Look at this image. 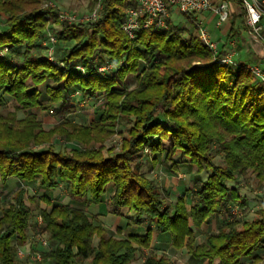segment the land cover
I'll return each instance as SVG.
<instances>
[{"label":"trees","instance_id":"trees-1","mask_svg":"<svg viewBox=\"0 0 264 264\" xmlns=\"http://www.w3.org/2000/svg\"><path fill=\"white\" fill-rule=\"evenodd\" d=\"M44 1L0 0L6 25L0 29V104L3 94L16 103L0 112V183L19 181L12 201L0 206V264H20L14 240L27 242L35 212L40 232L55 244L35 264H74L78 258L132 264L140 251L151 249L155 231L170 233L174 248L208 264L264 261V207L251 220L233 215L201 242L194 230L247 202L235 184L240 177L251 172L264 189V81L248 65L221 62L225 52L215 54L195 33V20L193 29L153 25L131 38L123 24L135 0H102L100 16L88 22L62 20L60 8ZM54 25L61 28L52 42ZM46 40L55 59L36 53L51 46ZM106 63L114 69L101 72ZM129 74H136L132 89ZM76 94L85 100L103 95L97 119L46 127L38 118L36 109L64 118ZM117 135L119 142L109 145ZM167 138L171 144L165 147ZM57 139L65 142L63 149H56ZM178 153L196 172L192 185L173 200L144 167L148 162L154 169L165 156L175 174ZM220 154L222 163L216 161ZM35 182L46 190L66 184L72 198L90 205L103 203L110 187L109 212L124 222L116 227L119 236L94 223L83 206L30 195L26 186ZM132 223L145 232L124 235ZM140 264L173 262L150 251Z\"/></svg>","mask_w":264,"mask_h":264},{"label":"rangeland","instance_id":"rangeland-1","mask_svg":"<svg viewBox=\"0 0 264 264\" xmlns=\"http://www.w3.org/2000/svg\"><path fill=\"white\" fill-rule=\"evenodd\" d=\"M44 4L57 5L62 13H66L68 15H77L78 18H80L90 13V11L94 8L96 4V1L93 4L92 0H45ZM201 17L202 14H198V13L193 15V17H191L180 12H175L171 16L164 19V25L162 27H169L170 29H173L175 27H183V26L192 28L191 22H193L192 20H195L194 22L197 23L199 26L198 29L195 30V33L200 35V30L201 28H203L201 26L205 25L206 23L205 21L206 17L203 18ZM168 18L170 20V24H168ZM202 21L204 22V24ZM214 25L215 24L213 21L211 27L209 26L207 28L208 29L207 35L209 39L217 45V49L219 50L222 47V42L226 41V39L229 38L231 40L230 46L227 47L229 48V51L225 50L224 52L226 56H229L232 59L233 62L238 63L237 52L241 50V48L237 46L238 45L237 40L241 41L245 39L243 33L247 30V25L244 22H242V20L240 19L238 26L233 31L234 32L233 34L232 33L221 34L220 31L221 29H223V26H220L217 29V27ZM5 27H6L5 17L3 15H0V29H4ZM60 28L61 25H54L53 29L51 30L52 33L50 34V36L54 35L55 32ZM212 30L216 31V34L211 32ZM217 30L220 31L217 32ZM251 39H253L254 41L256 39H258L257 41H262L260 36H255L253 32H251ZM234 42L235 45H232V43ZM45 43L51 46H47L46 49H43L41 51H36V53L48 55L51 59H55L56 56L55 48H53L52 42L46 40L44 41V44ZM262 46L264 47V45ZM136 83H137L136 74H129L126 79L127 87L129 89H132L133 87L136 86ZM2 97H3V101L0 104V112L6 114L9 111L14 110L16 105L14 99L6 94L5 95L3 94ZM75 99L76 101L71 107L70 112L64 118L58 116L55 111L52 112L41 109H36L35 111L38 115V118L43 122V124L46 127L52 126L53 124L62 121L64 119L67 120L69 119L82 124H88L91 120L97 119L100 110L102 108V104L104 102L103 95H101L97 99L85 100V99H81L79 94H76ZM17 114L18 117L24 116L23 111H18ZM121 129L123 130L124 128L121 127ZM120 139L121 138L119 135L115 136V138L109 142V145L117 144ZM163 144L165 147L170 146L171 139L170 138L165 139L163 141ZM55 145H56V149L58 150L63 149L65 147V142H63L60 139H57ZM164 159L165 156H161L160 163L154 169H152L150 164L147 162L144 169L147 171L148 176L154 179L159 185H161L163 189L168 190L170 192V198L175 200L178 195L185 193L186 190L192 185V180L196 172V167L188 163L180 162L183 158L178 153L173 157L174 161H177V163H179L178 171L177 173L172 174L170 170L167 168ZM216 161L218 163L223 162V157L221 154L216 157ZM170 164L171 161L169 162V165ZM202 176L206 178L208 176V173L203 172ZM235 184L241 187V193H243V195L247 197V202L244 205L234 204L230 208L225 209L220 214L214 216V218L211 219L208 222V224H205L201 227H194L195 235L198 242L203 241L206 234L217 232L219 227L223 225L226 221L231 219L233 215H235L238 219L241 220H251L256 216V211L259 208L264 207V189L259 186L258 180L256 179L253 173L249 172L246 176L240 177L237 183ZM18 186H19V182L17 180H12L11 182L9 181L6 186L1 185L0 183V206H6L12 201V193ZM26 187L30 195L47 194L51 197L52 201L55 203H71L75 206H83L88 211L89 215L91 217H94V223L103 225L104 227L108 228L112 234L119 236L116 233V227L118 226L117 225L118 217H115L116 215H113L114 218L109 217V219H104L103 222L99 221V219L97 218L99 212H103V214L109 212L110 196L112 190L110 187L108 188L105 196V201L107 198L108 204L105 203L100 208L97 207L98 205L86 204L84 200H77L72 198L68 193V186L66 184H61L60 187L54 190L41 189L37 182L27 184ZM41 206L47 207V205L44 202H42ZM123 211L125 212L126 209H124ZM35 214L36 216L32 220V225L27 230V236H28L27 242L24 244H20L14 240V242L17 245V259L20 264H35L37 260L41 259L42 251H47L49 249L55 248V244L49 240V235L47 233L40 232L42 227V221L41 218L37 216V212H35ZM130 215L132 216V218L135 219V216L133 214ZM128 232H137L143 234L145 232V229L142 226L140 227L132 223L130 226H128L125 229L124 235H127ZM154 234L156 238L159 235H166L170 237V233L168 232L160 233L155 231ZM161 241L163 242L162 245L165 250L164 252L159 254L166 255L171 259V261L172 259H175V262H173V264H206L207 262L203 260L202 262L190 263L189 257L187 256L186 253H182L178 257L176 256V258L175 255H173L172 257V251L174 248L171 247L169 239H165ZM97 242L98 239L95 238V243L97 244ZM150 251L156 252V248L151 247V249H145L143 251H140L138 253L137 260L134 261L132 264H140ZM259 253L262 256H264L263 250L260 251ZM245 262L246 264H251V261L249 259H245ZM88 263H89L88 260H84L80 258L75 259L74 261V264H88ZM263 263L264 261L258 264H263Z\"/></svg>","mask_w":264,"mask_h":264},{"label":"built area","instance_id":"built-area-1","mask_svg":"<svg viewBox=\"0 0 264 264\" xmlns=\"http://www.w3.org/2000/svg\"><path fill=\"white\" fill-rule=\"evenodd\" d=\"M217 1V3H216ZM242 6L246 11V22L255 36H260L263 28L262 20L264 17V0H241ZM127 16L125 18L123 29L129 37L133 38L135 33L141 27L150 26L162 27L164 19L175 12H180L193 17L197 13L206 10H212L218 15L217 25L227 21L230 18L231 11L227 0H135V5L128 6ZM102 0H96L94 8L86 16L78 18L77 15H68L61 12V19L69 22H88L96 20L101 13ZM54 42L55 36H49ZM202 40L215 52L218 53L217 45L211 41L204 28L200 30ZM217 60V58H214ZM223 63H234L229 56L219 59ZM111 63H106L99 67L101 72L113 68ZM257 77L264 81V71L258 67H251ZM53 112V111H52Z\"/></svg>","mask_w":264,"mask_h":264},{"label":"crops","instance_id":"crops-1","mask_svg":"<svg viewBox=\"0 0 264 264\" xmlns=\"http://www.w3.org/2000/svg\"><path fill=\"white\" fill-rule=\"evenodd\" d=\"M228 3H229V6H230V11H231V15H230V18L228 19V21L226 22H223L221 23L220 25H217V20H218V15L216 13H214V11L212 10H206V11H203L201 13H198V14H202V17H206L205 18V25L201 26L203 27L207 32H208V27L212 25V22L214 21V26L217 27H220V26H223V29L220 30H217L220 31L221 34H228V33H234L233 31L235 30V28L238 26V23L240 21V19L242 20V22H244L246 25H247V22H246V11H245V8L242 6V2L241 0H227ZM217 3V1H216ZM201 22V21H199ZM203 22V21H202ZM202 24V23H201ZM204 24V22H203ZM262 25H263V28L260 32V38L262 39V41H257L258 39H256L255 41L253 39H251V32L250 31V27L247 25V30L243 33V35L245 36V39L241 40V41H238L237 40V46L239 48H241V50H239L237 52L238 54V63H241V64H245V65H248L249 67H255V66H258L260 67L263 71H264V47L262 45H264V17H263V20H262ZM211 32L215 33L216 34V31L212 30ZM214 34V35H215ZM213 35V36H214ZM231 40L228 38L226 39V41L222 42V47L221 49L219 50H223V51H229V47L231 42ZM263 42V43H262ZM232 45H235V42L232 43ZM12 180H17V178L15 177H11L9 179V181L11 182ZM8 181V182H9ZM19 182V181H18ZM112 192V190H111ZM108 204L107 203V198H106V201H104L103 203L100 204V206L98 205L97 207L100 208L103 204ZM109 207V206H108ZM114 214H111L110 212H107L105 214H103V212H99V215L97 216V218L99 219V221L103 222L104 219H109V217H113ZM115 217H118V223L117 225H120L123 222V219L119 216H115ZM114 218V217H113ZM145 230H146V227L142 226ZM165 239H169V242L171 244V247L174 248L172 246V243H171V236H166V235H159L157 238L154 234L153 236V241H152V245L151 247H155L156 248V252L157 253H162L164 252V248H163V242L161 240H165ZM182 253H186L187 256L189 257V262H202L203 260H200L199 259H193L190 257V255L184 250V249H176L174 248L173 251H172V257L173 255H175V258L176 256H180ZM207 261V260H205ZM204 261V262H205ZM172 262H175V259H172ZM206 264H208L206 262Z\"/></svg>","mask_w":264,"mask_h":264}]
</instances>
